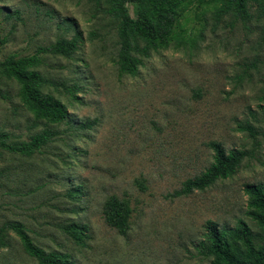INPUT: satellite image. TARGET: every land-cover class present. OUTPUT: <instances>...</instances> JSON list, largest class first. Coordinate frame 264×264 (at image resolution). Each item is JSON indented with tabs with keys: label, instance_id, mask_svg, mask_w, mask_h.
<instances>
[{
	"label": "rangeland",
	"instance_id": "1",
	"mask_svg": "<svg viewBox=\"0 0 264 264\" xmlns=\"http://www.w3.org/2000/svg\"><path fill=\"white\" fill-rule=\"evenodd\" d=\"M95 7L86 0H0V60L81 35L72 58L40 54V71L78 85V99L49 87L72 124L53 125L58 134L29 157L0 148V225L22 222L36 245L66 252L72 264H208L195 248L207 220L231 226L243 219L259 229L245 214L243 185L264 180V16L216 20L210 9H191L176 30L195 43L177 46V34L130 76L118 71L114 20ZM15 10L20 19L5 18ZM30 119L14 90L0 99V128L12 139L41 128ZM86 120L94 121L90 128L81 125ZM246 123L253 133L241 128ZM210 141L247 151L237 172L171 195L212 162ZM110 195L131 206L125 236L104 221ZM72 220L88 226L84 245L62 231ZM14 235L9 231L0 263L38 264Z\"/></svg>",
	"mask_w": 264,
	"mask_h": 264
},
{
	"label": "trees",
	"instance_id": "2",
	"mask_svg": "<svg viewBox=\"0 0 264 264\" xmlns=\"http://www.w3.org/2000/svg\"><path fill=\"white\" fill-rule=\"evenodd\" d=\"M94 4L96 10H104L115 22L118 38L117 66L120 74L135 76L145 59L153 53L171 46L179 35L177 46L190 45L195 39L189 35L179 34L176 30L186 12L195 9H210L216 20L225 15L235 19L249 21L264 16V0H86ZM129 6L132 8V14ZM193 7V8H192ZM254 9V10H253ZM20 19L19 13H6ZM70 26V25H68ZM13 29V28H12ZM264 43V27L260 33ZM3 40V39H2ZM81 35L73 34L70 38L60 36L48 46H39L34 54H9L0 60V99H7L9 90H14L20 105L31 114L30 127L41 126L31 133L27 140H14L12 136L0 128V148L11 154L29 157L40 151L58 134L53 125L72 124L68 106L59 97L49 91V87L59 85L74 100L78 99V85H66L58 82L40 71L44 63L41 53H51L72 58L79 48ZM264 100V83L261 90ZM94 121L86 120L81 125L90 128ZM242 129L253 133V127L245 124ZM213 159L209 166L199 174L186 178L179 189L171 195H189L196 190H204L217 181L230 178L237 172L247 151L241 148L227 150L221 142L210 141ZM74 190H80V186ZM247 195L245 214L258 227L254 231L249 224L238 219L234 225H219L207 220L203 225L202 237L195 244L200 256L208 264H264V180L248 182L243 185ZM105 223L125 236L130 229L132 209L129 202L116 195H110L102 205ZM9 231H13L20 242L22 251L35 259L38 264H72L66 252L49 250L36 245L22 222H7L0 225V249L9 246ZM75 243L84 245L88 235L85 223L70 221L62 227ZM1 264V263H0Z\"/></svg>",
	"mask_w": 264,
	"mask_h": 264
}]
</instances>
